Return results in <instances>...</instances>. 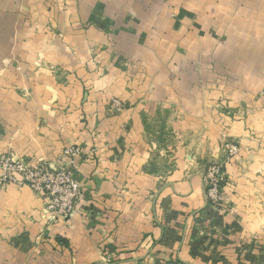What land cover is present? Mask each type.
Instances as JSON below:
<instances>
[{
  "label": "crops",
  "instance_id": "obj_1",
  "mask_svg": "<svg viewBox=\"0 0 264 264\" xmlns=\"http://www.w3.org/2000/svg\"><path fill=\"white\" fill-rule=\"evenodd\" d=\"M218 71L223 90L200 87ZM263 85L264 0H0V150L84 153L67 219L0 184V264H264V112L221 120L218 102ZM223 131L239 150L216 207Z\"/></svg>",
  "mask_w": 264,
  "mask_h": 264
},
{
  "label": "built area",
  "instance_id": "obj_2",
  "mask_svg": "<svg viewBox=\"0 0 264 264\" xmlns=\"http://www.w3.org/2000/svg\"><path fill=\"white\" fill-rule=\"evenodd\" d=\"M239 150L237 143H226L227 158L230 160ZM83 153L82 147L73 145L65 149L69 167H53L47 161L28 164L22 159H0V184L27 185L48 198L46 210L53 220L67 219L76 209L81 197V187L75 178L74 169ZM209 197L214 203L223 200L222 184L226 178L222 164H212L206 170Z\"/></svg>",
  "mask_w": 264,
  "mask_h": 264
},
{
  "label": "rangeland",
  "instance_id": "obj_3",
  "mask_svg": "<svg viewBox=\"0 0 264 264\" xmlns=\"http://www.w3.org/2000/svg\"><path fill=\"white\" fill-rule=\"evenodd\" d=\"M99 66V65H98ZM177 65L174 64L173 68L174 71H179L178 70V67H176ZM171 71V70H169ZM176 71V72H177ZM176 72L173 74V75H176ZM106 74V71L104 70V72H101L100 75H104ZM217 78L215 80V82H211V84L209 85L208 83H205V82H200V87H206V88H213V89H217V90H223L225 85H227L228 83H226L228 80L225 78V75H222V73H220V71H218L216 73ZM225 78V79H224ZM226 81V82H225ZM258 99H256V102L255 103H249V104H246V103H243V102H239L238 101H235V100H231V99H227L225 102V98H220L218 102H220L223 106L222 108V111L219 113V119L223 120L225 117L228 118L230 116H232V114L235 112L236 114H238L239 116H242V119L246 118L248 113L249 115L252 114V110L254 112V109L256 110L257 107H259L260 111L263 110L264 112V85L261 87V89H259L258 91V94H257V97ZM112 107L115 108L116 110H120L123 108L124 104L122 102V100H120L119 98L117 97H114L112 100ZM225 106V107H224ZM227 110H225V109ZM250 109V111L248 110ZM229 134L227 132H222V139L219 143L217 147V154H218V157L221 154H223V160L222 159H215L213 157V160L210 161L207 166L205 167V170H204V173L202 175V179H203V185H204V190H205V197H206V201L207 203H210V204H213L214 206L216 207H220V205L222 204L223 200L219 203H214L212 202V200L210 199L209 197V186H208V183H207V178H206V170L207 168L212 165V164H222L223 167L226 163L230 162L232 160V158L229 160L227 158V151H226V143H229V142H232V143H237L238 146H239V143L232 137V136H228ZM228 136V137H227ZM74 145H77V144H74ZM70 146H73V145H70ZM68 146V147H70ZM80 146V145H79ZM66 147V148H68ZM65 148V149H66ZM64 149V151H65ZM83 150V149H82ZM64 151H63V158H66L65 155H64ZM84 153L81 154V157ZM2 158H10V159H21V158H18V155L17 153L13 152L12 150V147H8V149H6V151L4 150H0V159ZM41 161H46V160H41ZM68 158H66V162L68 163ZM49 162V161H47ZM38 163V162H37ZM50 163V162H49ZM78 163V162H77ZM51 164V163H50ZM52 165V164H51ZM61 166H66L64 165V162L61 164ZM60 166V167H61ZM69 167V163H68V166ZM78 169V168H77ZM77 169H74L77 170ZM0 173H1V170H0ZM224 199V197H223Z\"/></svg>",
  "mask_w": 264,
  "mask_h": 264
}]
</instances>
